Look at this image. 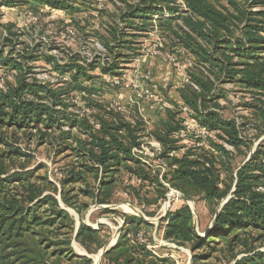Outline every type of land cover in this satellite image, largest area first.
Masks as SVG:
<instances>
[{
    "label": "trees",
    "instance_id": "16d2710c",
    "mask_svg": "<svg viewBox=\"0 0 264 264\" xmlns=\"http://www.w3.org/2000/svg\"><path fill=\"white\" fill-rule=\"evenodd\" d=\"M107 1L112 4L113 11L90 9L89 13L97 14L89 17L97 19L98 23L95 29L84 34L86 39H94L101 45L106 52L105 61L101 55L90 60L74 55L66 63H59L47 54L38 57L36 52L41 46H35L28 53L16 52L12 25L7 28L8 35L2 38V43L10 48L6 53L0 49V81L3 84L0 87V264H72L73 261L58 248L69 245V235L62 241L40 243L39 233L34 229L55 226L56 220L63 228L72 229V219L59 208L57 199L43 196V191L29 182L27 176L25 181L19 175L2 178L7 175L8 164H12L13 158L28 157L21 153L18 142L31 144L36 139L42 146L51 134H58L60 149L57 154L71 151L76 158L75 164L64 170V177L59 179L63 187L80 182L85 173L96 180V191L102 190L109 196L116 182L112 172L124 169L130 181L128 195L134 200L143 203L140 194L145 187L155 188V199H147L145 204H158L164 198L166 188L132 153L142 145L138 142L145 126L139 123L133 126L132 121L127 123L122 116L126 112L134 114L136 109L106 103L102 101L103 89L94 83L84 85V82L92 81L87 71L96 69L113 80L120 63L131 64L139 57L135 39L142 33L152 32L155 27L162 38L177 48L172 55L188 58L186 81L176 89L183 103L181 106L171 103L175 111L161 107L165 119L160 120L153 133L164 150L161 158L169 161L162 178L171 188L180 191L181 196L187 199L199 197L209 209L218 208L235 187L233 196L218 211L205 237L194 232L192 212L181 203L161 220L168 221L163 239L180 247L190 245L193 252L203 247L216 250L217 246L225 244L235 253L233 259L237 254L243 255L235 264H264V251L260 250L264 247L262 141L252 150L253 142L264 135V10H250L264 8V0H241L242 4L238 0H182L184 7H179L177 0ZM20 2L0 0V7L25 4L35 14L40 6L50 11L71 13L75 10L70 3L61 1ZM127 38L131 39L127 41ZM52 47L48 50H53ZM39 59L52 66L48 72L56 75L57 83L42 82L35 77L31 64ZM10 76L12 83L8 81ZM224 84L238 86L253 96L251 101L242 104L254 119L253 127L220 114L219 100L224 92L218 86ZM183 108L191 114L194 125L186 123L183 126L184 121L175 118ZM64 128L68 130L63 131ZM185 141L193 150L178 158L170 156L178 151L175 144ZM205 144L210 150H205ZM227 148L246 152L245 159L234 167L230 163L231 151ZM202 149L207 153H198ZM211 159L225 162L223 168L229 175L226 184L211 171ZM100 173L102 176L98 178ZM11 182H21L24 192L8 198L4 190ZM88 191H83L85 196H94ZM62 200L68 206H74L64 193ZM98 202L108 204L106 200ZM33 203L37 207L31 209ZM39 205L48 207V212L44 213L50 217L43 219L41 213H37ZM156 213V210L151 211L149 217ZM216 213L217 210L211 221ZM125 225L128 229L119 235L116 245L103 255L100 264H143L152 256L136 241V234L143 230L147 237L144 227L149 229L154 225L139 217L126 218ZM127 233L132 235V243L128 242ZM76 235L79 238L95 236L99 242V231L85 226ZM148 243H152L151 236ZM203 257L194 255L193 258L200 261ZM80 260L91 264L87 258Z\"/></svg>",
    "mask_w": 264,
    "mask_h": 264
},
{
    "label": "rangeland",
    "instance_id": "374dc122",
    "mask_svg": "<svg viewBox=\"0 0 264 264\" xmlns=\"http://www.w3.org/2000/svg\"><path fill=\"white\" fill-rule=\"evenodd\" d=\"M8 1L21 3L20 1L29 0ZM54 1L70 3L75 10L71 13L67 11H50L46 7L40 6L38 7L39 12L36 11L37 14H35V12L30 10L29 5L25 4H18L12 8L0 7V49L6 53L10 48L6 46V43H2V38L8 35L7 28L12 25L11 33L15 35L14 39L16 42L14 47L16 52L28 53L35 46H41L39 51L36 52L38 57L39 55L47 54L55 57L59 63H66L74 55L86 60L101 55L100 58L105 61L106 52L101 45L94 39H86L84 34L88 33L89 30L95 29L98 23L97 19L92 20L89 17L90 14L94 17L97 14L96 12L94 14L93 12L89 13L90 9H102L112 12V4L107 0ZM238 1L242 4L241 0ZM177 4L179 7H184L182 0H177ZM250 10L257 12L264 10V8H253ZM153 25H156V23ZM140 35L137 39L133 38L136 40V47L139 48V57L134 59L131 64L120 63L118 74L113 80H109L108 76H102L98 69L87 71V76L92 77V81L89 83L84 82V85L90 86L94 83L96 87L103 89L105 93L102 101L106 103L117 104L128 109H136L134 114L126 112L122 116L127 123L132 121L133 126L135 123L145 126V130L140 134L141 138L138 142L142 145L137 149L135 148L138 151L136 158L139 157L140 161L152 170V173L158 177V180L166 188L164 198L169 194L175 198L176 193L180 195L182 193L177 189L171 188L162 178V175L168 170L169 161L161 158L164 150L155 140L153 133L159 127L160 120L164 118L162 110L159 109L163 107L175 111L171 103L180 106L183 103L176 89L180 88L181 84L186 81L185 69L188 67V58L184 55H172V52L177 48L172 47L168 39L162 38L156 27L152 32ZM130 39L127 38V41ZM50 46H53L51 51L48 50ZM126 54L130 55V52ZM80 63L79 65L83 66L82 62ZM31 66L36 75L35 77L39 81L57 83L56 75L48 72L52 66L48 65L43 59L33 62ZM80 80L82 81V79ZM8 81L13 82L11 76ZM2 85L0 81V87H3ZM218 89L224 92L223 98L219 100L220 114L224 118H236L239 123H249L250 128L253 127L251 125L255 124L254 119L251 118L250 112L242 105L251 101L253 96L233 84L220 85ZM75 102L78 103L76 100ZM72 111L77 113L75 110ZM175 118L178 121H184L183 126L186 123L194 125L191 122V114L188 112H181ZM67 130V128L63 129V131ZM74 133L76 132L74 131ZM57 137L58 134H51V138L42 146L36 143V139L31 144L18 142L17 147L21 150V153L28 155V157L13 158L12 164H8L7 175L2 176V178L9 175H19L25 181L28 177L29 182L31 181V183L36 185L37 189L43 191V196H54L57 199L59 208L67 212L71 217L73 222L72 229L63 228L62 225H59L60 223H57V220L55 221V226L48 228L44 226L35 227V232L39 233L38 239L41 240L40 243H44V241H50L51 243L53 241H62L65 240L66 235H69V245L58 247L62 250V254L65 257H69L68 259H72V264H84L80 260L83 258L89 259L91 264H94L103 246L111 241L114 243L116 235L118 233L120 235L124 230L128 229V226L125 225L126 218L137 217L136 214L141 213L147 219H157L163 215L162 210L167 209V203L165 204L163 198L158 204H145V200L152 201L155 199L154 187H145L141 190L140 199L143 201L142 204L134 200L128 195L130 181L124 169L112 172L116 182L114 184L115 188L109 193V196L101 192L102 190L96 191L98 187L96 180L85 173L81 175L82 180L80 182L63 187L59 179H62L66 173L65 171L75 164L76 158L71 155V151L66 153L58 152L57 154L56 151L60 149ZM261 141L264 145V135L253 142L252 150H255ZM217 143L221 144V142ZM175 147H178V151L170 153V156L177 158L193 150L191 144L186 141L176 143ZM183 147L185 148L183 149ZM204 148L207 151L210 150L206 144ZM227 149L231 151L230 163L234 167L245 159L246 152L244 154ZM198 153L207 152L202 149ZM211 160L213 162V166H210L211 171L216 177H221L224 180V184H226L229 175L223 168V165H226L225 162L223 163L220 159ZM101 176L100 173L98 178ZM21 185V182L7 183L4 190L7 197L11 198V196L21 195L24 192ZM87 189L94 196H85L83 191H87ZM62 193L66 194L69 203L74 206L70 207L63 202ZM173 198L169 199L170 205L167 212L174 211L183 203L178 198ZM100 200H106L108 204H99L98 201ZM190 200L196 213L197 232L203 234L207 230L204 229L205 226H209L212 223V216L217 208L209 209L199 197ZM30 207L33 209L37 206L33 203ZM155 210L157 212L155 216L149 217L151 211ZM44 212H48V207L39 205L37 213L39 215L41 213L43 219L50 217L48 213ZM166 214L162 219L166 218ZM138 222L139 220H137ZM167 222L158 221L154 223L157 225L155 228L154 226L149 229L144 227L148 233L147 238L149 241L152 235H155L157 240L162 239L159 234L161 232L164 236ZM98 223L102 225L99 230H94L99 231V242H97L98 239L95 236H92V238L77 237L76 234L82 226L97 228ZM119 235H117L116 241H118ZM163 241L165 240L163 239ZM170 244L173 246L156 249V255L152 254L151 257L144 260L143 264H235L236 261L243 257V255L237 254L233 259L235 253L230 252L225 244L217 246L216 250L203 247L195 252L191 250L190 245L180 247L171 242ZM260 250L264 251V247ZM9 251L11 252V250ZM194 255L205 257L201 258L200 261H196L193 258Z\"/></svg>",
    "mask_w": 264,
    "mask_h": 264
},
{
    "label": "water",
    "instance_id": "95a60500",
    "mask_svg": "<svg viewBox=\"0 0 264 264\" xmlns=\"http://www.w3.org/2000/svg\"><path fill=\"white\" fill-rule=\"evenodd\" d=\"M249 157H250V156H249ZM249 157L246 159L245 162H247V161L249 160ZM244 164H245V163H244ZM234 188H235V187H234ZM234 188H233L231 194H230L227 198H225V199L220 203L219 207L217 208V213L215 214L212 223H214V221H215V219H216V217H217L218 211L221 209V207L223 206V204H225V203H226V202H227V201L233 196L232 194H233V192H234V190H235ZM169 195H170V194H169ZM169 195H168V196H165V198H164L165 202H168V201H169ZM176 198H178L179 201H181V202H183V203H186V204L189 206L190 210L192 211V213H193V227H194V232H195L199 237H205L206 233L211 229V227H212V223L209 225V227H208V229L206 230L205 233H203V234H199V233L197 232V218H196L195 210H194V208H193V203H192V201H191L190 199H187V198H185V197H182L181 195H178V196L176 195ZM173 199H175V198H173ZM162 212H163V215H162L161 217H158L157 219H147V218H145L141 213H137L136 216L139 217V218H141L144 222L146 221L147 223H156V222L162 220V217L166 214L167 210H166V211H163V210H162ZM101 225H102V224L98 223V224H97V228H92V227H90V226H87V227H89V228H91V229H93V230H94V229H95V230H99V228H100ZM117 235H119V233H118ZM117 235H116V237H118ZM116 239H117V238H116ZM116 242H117V241H115L114 244H111V242H108L106 245H104L103 248L101 249V251H100L99 254H98V259H97V261H95L94 264H100V261H101V258L103 257V255H104L106 252H108L109 250H111V249L116 245Z\"/></svg>",
    "mask_w": 264,
    "mask_h": 264
},
{
    "label": "built area",
    "instance_id": "2783aa9c",
    "mask_svg": "<svg viewBox=\"0 0 264 264\" xmlns=\"http://www.w3.org/2000/svg\"><path fill=\"white\" fill-rule=\"evenodd\" d=\"M182 111L183 112H186V108H183L182 109ZM180 137H182V136H180ZM138 151H136V149H134L133 151H132V153H133V156L134 157H136L137 155H136V153H137ZM175 195H180L179 193H176ZM173 200V199H172ZM122 223V222H121ZM145 223H147L146 221H145ZM151 224H153V225H155V227H157V225L156 224H154V223H151ZM126 238L128 239V242L129 243H132L133 242V237H132V235L131 234H126ZM136 241L139 243V245H144L145 246V248H146V250L148 251V252H150L151 254H153V255H156V253H155V250L156 249H158V248H160V247H171V246H173L172 244H170L169 242H167V241H163V240H160V242L159 241H157V242H153V243H148V239H147V237H146V233H145V231H143V230H141V231H138V233L136 234ZM175 247V246H174Z\"/></svg>",
    "mask_w": 264,
    "mask_h": 264
},
{
    "label": "crops",
    "instance_id": "0c3cea01",
    "mask_svg": "<svg viewBox=\"0 0 264 264\" xmlns=\"http://www.w3.org/2000/svg\"><path fill=\"white\" fill-rule=\"evenodd\" d=\"M159 108H160V107H159ZM160 109H161V108H160ZM160 109H159V110H160ZM140 227H142V225H141ZM208 227H209V226H205L204 229L206 230V229H208ZM154 228H155V225H154ZM153 234H154V233H153ZM159 236L162 238L161 240H163V235L161 234V232H160ZM151 237H152V243H153V242L160 241V240H157V239H156L155 235H152ZM160 237H159V238H160Z\"/></svg>",
    "mask_w": 264,
    "mask_h": 264
},
{
    "label": "bare ground",
    "instance_id": "6f19581e",
    "mask_svg": "<svg viewBox=\"0 0 264 264\" xmlns=\"http://www.w3.org/2000/svg\"><path fill=\"white\" fill-rule=\"evenodd\" d=\"M174 196H172V195H169V199L170 198H173ZM175 198H176V196H175ZM167 203V209H168V207H169V205H170V202L168 201V202H165V204ZM167 209H163V211H166ZM117 238V237H116ZM115 241H116V239H115ZM114 241V242H115ZM111 244H114L112 241H111ZM97 259H98V255H97ZM97 259L95 260V261H97Z\"/></svg>",
    "mask_w": 264,
    "mask_h": 264
}]
</instances>
